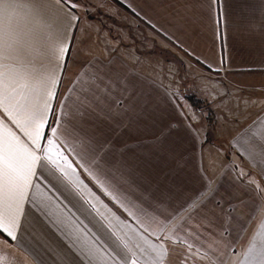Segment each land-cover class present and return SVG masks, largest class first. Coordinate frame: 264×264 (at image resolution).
<instances>
[{"label": "crops", "instance_id": "obj_1", "mask_svg": "<svg viewBox=\"0 0 264 264\" xmlns=\"http://www.w3.org/2000/svg\"><path fill=\"white\" fill-rule=\"evenodd\" d=\"M33 2L41 10L22 22L19 56L10 61L18 81L35 85L54 74L63 98L83 73L99 75L124 110L81 118L68 101L72 136L61 140L76 171L45 172L50 199L25 205L16 240L0 233V264H120L115 251L142 235L168 248L164 264H240L253 233L264 235V85L238 79L264 74V0H105L108 19H87L55 0ZM130 20L179 54L191 95L182 94L187 83L165 78L160 58L151 61ZM53 33L71 41L66 66L50 51ZM188 97L205 105L212 124ZM100 144L110 149L108 166L124 177L117 174L108 194L77 163V153ZM233 156L252 180L239 174ZM193 204L203 208L193 212ZM189 215V227L175 234L185 244L156 241Z\"/></svg>", "mask_w": 264, "mask_h": 264}, {"label": "snow or ice", "instance_id": "obj_2", "mask_svg": "<svg viewBox=\"0 0 264 264\" xmlns=\"http://www.w3.org/2000/svg\"><path fill=\"white\" fill-rule=\"evenodd\" d=\"M213 2L218 3L219 0ZM55 3L67 6L69 11L80 6L73 0H55ZM40 10L33 0H0V233L13 240L17 239V230L23 226L25 205H39L45 199H50L42 191L47 190L44 181L48 176L45 172L54 174L52 170L56 169L67 176L76 171L65 155L64 147L67 144L61 140L62 135L66 138L72 136L65 126L72 124V121L65 120L64 110L68 101H72L75 114L81 118L86 114L99 117L100 113L108 118L114 116V107L124 110V100L114 98L110 85L105 84L99 75L83 73L63 98L59 97L60 80L54 74L39 78L35 85L18 81L16 65L10 61H15L19 56L20 26L30 15H36ZM72 19L78 20V17L73 15ZM49 39L54 58L57 62L63 58L66 66L71 53V41L65 43L58 33L50 34ZM73 92L76 93L74 97L71 95ZM76 130L73 125V131ZM72 138L76 139L74 136ZM109 151L106 144H100L98 148L91 149L88 155L77 153L80 156L77 163L106 194V186L116 190L113 181L117 174L121 180L124 179L118 169L113 170L108 166ZM191 207L193 212H199L203 205L193 204ZM191 220L192 216L189 215L182 225L173 224L169 228L173 235H157L156 241L169 240L173 244H185L186 241L177 238L175 234L181 227H189ZM259 229H264V223L258 225ZM192 232L199 237L195 226ZM193 247V244H187L188 250ZM226 247L231 245L227 244ZM115 255L120 264H141V261L143 264H164L168 248L142 235L140 241L132 247L121 245V251H115ZM220 264L227 262L221 259ZM240 264H264V235L258 238V233H253Z\"/></svg>", "mask_w": 264, "mask_h": 264}, {"label": "rangeland", "instance_id": "obj_3", "mask_svg": "<svg viewBox=\"0 0 264 264\" xmlns=\"http://www.w3.org/2000/svg\"><path fill=\"white\" fill-rule=\"evenodd\" d=\"M73 2L78 3L80 5L77 9L81 13L82 17L84 16L87 19L109 18L108 8L105 7V5L103 4L105 0H73ZM130 25H131L129 27L130 33L133 30V25H136L137 32L135 33L133 38L139 44H142L144 51L149 52L151 61L155 57L161 59L162 65L166 69L165 78L167 79L173 78L175 79V82H182L184 84L187 83L185 84L186 89L183 92L182 91L181 92L186 96L191 95V90H189L190 88L188 86L189 83L188 81L191 80V76L190 74H188L187 70L185 69L186 64L182 62L183 59L179 56V54L169 47L164 48L162 44L156 41L155 35L150 31H146L144 29L145 28L144 26L140 27L131 20H130ZM238 79L245 82V87H252L253 84L256 83L260 85L261 84L264 85V74H246L244 76L238 77ZM181 88L182 87H180V90ZM239 98L242 100L244 96H240ZM199 106L200 107H198V109L200 110V114H202V117L205 118V120H207L205 122L208 124H212L211 112L207 108H205L204 104L201 103ZM232 163L237 167L240 175L245 177V179L248 180L251 179L250 172L247 170V168H245V166L242 164V162H240L238 158L233 156Z\"/></svg>", "mask_w": 264, "mask_h": 264}, {"label": "trees", "instance_id": "obj_4", "mask_svg": "<svg viewBox=\"0 0 264 264\" xmlns=\"http://www.w3.org/2000/svg\"><path fill=\"white\" fill-rule=\"evenodd\" d=\"M187 99H188L190 102H192V103L194 102V106H196V107H197V106L199 107V105L201 104V102H200L199 100L197 101V100H195L193 97H188Z\"/></svg>", "mask_w": 264, "mask_h": 264}]
</instances>
